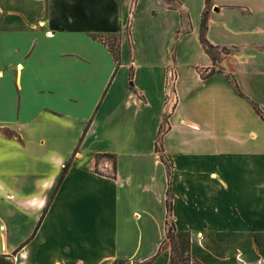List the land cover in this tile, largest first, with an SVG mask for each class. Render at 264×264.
Instances as JSON below:
<instances>
[{
	"label": "crops",
	"instance_id": "crops-1",
	"mask_svg": "<svg viewBox=\"0 0 264 264\" xmlns=\"http://www.w3.org/2000/svg\"><path fill=\"white\" fill-rule=\"evenodd\" d=\"M167 219L264 264V0H0V264H169Z\"/></svg>",
	"mask_w": 264,
	"mask_h": 264
},
{
	"label": "rangeland",
	"instance_id": "rangeland-1",
	"mask_svg": "<svg viewBox=\"0 0 264 264\" xmlns=\"http://www.w3.org/2000/svg\"><path fill=\"white\" fill-rule=\"evenodd\" d=\"M106 5L107 4L104 5V9H106ZM101 41L104 42V44L109 48L110 51H114V52L117 51L118 39L116 36L114 35L103 36L101 38ZM158 146H159V141H158ZM186 241H187L186 238H182V239L175 238L174 240L168 241L164 244V248L170 250V253L171 250H173V256L177 264H194V261L192 260L189 254L188 245Z\"/></svg>",
	"mask_w": 264,
	"mask_h": 264
},
{
	"label": "trees",
	"instance_id": "trees-1",
	"mask_svg": "<svg viewBox=\"0 0 264 264\" xmlns=\"http://www.w3.org/2000/svg\"><path fill=\"white\" fill-rule=\"evenodd\" d=\"M110 51V50H109ZM110 53L112 54V57H113V60L115 62H117L118 60V49L117 51H110ZM256 110L258 111V113L260 114L259 110L256 108ZM262 117V116H261ZM263 118V117H262ZM62 180V175L59 176V178L57 179V185L61 182ZM166 211H167V214L169 216L170 214V211H171V198H170V192L168 190L167 192V198H166ZM168 218V217H167ZM165 231H166V235H165V240L163 241V243L161 244L160 246V250L164 248V244L168 241H172L174 240L175 238L177 239H182V238H186L187 241V245H188V250H189V245H190V234L187 233V232H181V231H177L175 229V226H174V223L169 221L168 219L166 220L165 222ZM181 252H182V249H181ZM190 254V252H189ZM191 256V255H190ZM193 260V259H192ZM194 261V264H200L198 263L197 261L193 260ZM169 264H177L176 261H175V258L173 256V250H171V256H170V263Z\"/></svg>",
	"mask_w": 264,
	"mask_h": 264
},
{
	"label": "built area",
	"instance_id": "built-area-1",
	"mask_svg": "<svg viewBox=\"0 0 264 264\" xmlns=\"http://www.w3.org/2000/svg\"><path fill=\"white\" fill-rule=\"evenodd\" d=\"M169 79L173 80V73H171V72L169 73L168 80H169Z\"/></svg>",
	"mask_w": 264,
	"mask_h": 264
}]
</instances>
